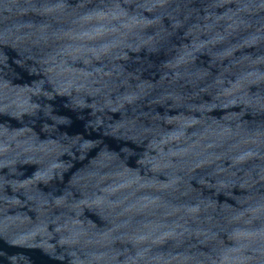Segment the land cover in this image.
Wrapping results in <instances>:
<instances>
[{
	"label": "water",
	"instance_id": "1",
	"mask_svg": "<svg viewBox=\"0 0 264 264\" xmlns=\"http://www.w3.org/2000/svg\"><path fill=\"white\" fill-rule=\"evenodd\" d=\"M0 264H264V0H0Z\"/></svg>",
	"mask_w": 264,
	"mask_h": 264
}]
</instances>
